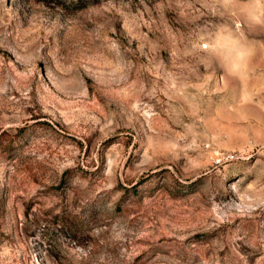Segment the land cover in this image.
Masks as SVG:
<instances>
[{
    "label": "rangeland",
    "instance_id": "obj_1",
    "mask_svg": "<svg viewBox=\"0 0 264 264\" xmlns=\"http://www.w3.org/2000/svg\"><path fill=\"white\" fill-rule=\"evenodd\" d=\"M0 264H264V0H0Z\"/></svg>",
    "mask_w": 264,
    "mask_h": 264
},
{
    "label": "bare ground",
    "instance_id": "obj_2",
    "mask_svg": "<svg viewBox=\"0 0 264 264\" xmlns=\"http://www.w3.org/2000/svg\"><path fill=\"white\" fill-rule=\"evenodd\" d=\"M239 207V206H238Z\"/></svg>",
    "mask_w": 264,
    "mask_h": 264
}]
</instances>
